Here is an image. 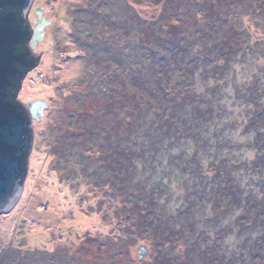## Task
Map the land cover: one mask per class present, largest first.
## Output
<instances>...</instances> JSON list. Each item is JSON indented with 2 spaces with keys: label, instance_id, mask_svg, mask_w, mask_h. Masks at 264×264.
<instances>
[{
  "label": "rangeland",
  "instance_id": "374dc122",
  "mask_svg": "<svg viewBox=\"0 0 264 264\" xmlns=\"http://www.w3.org/2000/svg\"><path fill=\"white\" fill-rule=\"evenodd\" d=\"M40 6L0 264H264V0Z\"/></svg>",
  "mask_w": 264,
  "mask_h": 264
},
{
  "label": "water",
  "instance_id": "95a60500",
  "mask_svg": "<svg viewBox=\"0 0 264 264\" xmlns=\"http://www.w3.org/2000/svg\"><path fill=\"white\" fill-rule=\"evenodd\" d=\"M32 0H0V8L4 6H19L23 10V17L26 23L14 24L11 14H0V210H5L16 199L21 192L23 174L20 159L23 156L24 148L28 145L26 159L30 153L32 143V130L30 122L43 113L47 104L40 100L33 101L24 106L28 110L25 117L17 113L16 107L4 101L2 86L7 81V76L15 73L14 62L26 65L25 55H14L9 46L20 42L26 35H31L32 47L41 40L44 35V28L50 23L42 15L43 8L36 7L34 12L37 16V25L31 31L27 21V11ZM27 24V30L21 31V27ZM29 41H27L28 43ZM34 56V55H33ZM38 58L37 56H34ZM22 76V74L20 73ZM22 80V79H21ZM27 172V167L25 173ZM24 173V174H25ZM23 174V176H24ZM139 253H146L144 246L138 248Z\"/></svg>",
  "mask_w": 264,
  "mask_h": 264
},
{
  "label": "trees",
  "instance_id": "16d2710c",
  "mask_svg": "<svg viewBox=\"0 0 264 264\" xmlns=\"http://www.w3.org/2000/svg\"><path fill=\"white\" fill-rule=\"evenodd\" d=\"M11 14L14 24H23L26 23L23 17V10L19 6H4L0 9V14ZM28 25L25 24L24 27H21V31L25 32L27 30ZM30 35H26L20 42L11 44L8 50H11L14 55H25L24 61H26V65H22L18 62H14L13 66L15 68V73L7 76V81L2 86V92L4 93V101L6 103H10L14 107H16L17 113L21 114V117H25L26 110L24 106L17 100V94L21 87V79L29 72L32 68H34L37 64V58H35L27 47V41ZM22 74V76L20 75ZM29 146L27 145L24 148V154L20 159L21 170L23 174L25 173V169L27 167V159L25 158L28 152ZM21 175L20 179L23 177Z\"/></svg>",
  "mask_w": 264,
  "mask_h": 264
},
{
  "label": "flooded vegetation",
  "instance_id": "af4514ba",
  "mask_svg": "<svg viewBox=\"0 0 264 264\" xmlns=\"http://www.w3.org/2000/svg\"><path fill=\"white\" fill-rule=\"evenodd\" d=\"M0 9H2V8H0ZM32 23L35 25V26H34V28H35L36 25H37V21H36V19H34ZM25 110H26V112L28 113V110H27V109H25Z\"/></svg>",
  "mask_w": 264,
  "mask_h": 264
},
{
  "label": "clouds",
  "instance_id": "9594fccd",
  "mask_svg": "<svg viewBox=\"0 0 264 264\" xmlns=\"http://www.w3.org/2000/svg\"><path fill=\"white\" fill-rule=\"evenodd\" d=\"M25 77V76H24Z\"/></svg>",
  "mask_w": 264,
  "mask_h": 264
}]
</instances>
